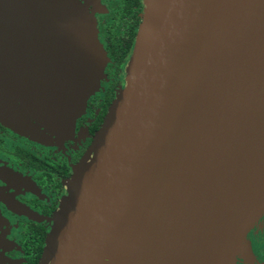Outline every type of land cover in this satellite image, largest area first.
Masks as SVG:
<instances>
[{"label": "water", "instance_id": "95a60500", "mask_svg": "<svg viewBox=\"0 0 264 264\" xmlns=\"http://www.w3.org/2000/svg\"><path fill=\"white\" fill-rule=\"evenodd\" d=\"M106 60L77 0H0L26 136L72 134ZM128 67L43 264H221L264 215V0H148Z\"/></svg>", "mask_w": 264, "mask_h": 264}, {"label": "flooded vegetation", "instance_id": "af4514ba", "mask_svg": "<svg viewBox=\"0 0 264 264\" xmlns=\"http://www.w3.org/2000/svg\"><path fill=\"white\" fill-rule=\"evenodd\" d=\"M95 21L108 62L72 134L38 141L0 124V264H43L53 222L67 208L93 142L104 130L120 83L125 87L143 16L141 0H77ZM122 87V89H123ZM90 153V155H89ZM240 258V257H239Z\"/></svg>", "mask_w": 264, "mask_h": 264}, {"label": "rangeland", "instance_id": "374dc122", "mask_svg": "<svg viewBox=\"0 0 264 264\" xmlns=\"http://www.w3.org/2000/svg\"><path fill=\"white\" fill-rule=\"evenodd\" d=\"M141 1L143 3V13L142 14H144V9L146 7L148 0H141ZM107 62H108V59L105 61L103 70L105 69ZM128 66H129V64H128ZM128 68H127V74H128ZM102 75H103V71H102ZM99 83H100V81H99ZM99 87H100V85L98 86L97 90H99ZM122 87H123L122 83H120L119 88L116 92V98H115L116 101L118 100V98H119V96L123 90ZM97 90L95 92H97ZM95 92H94V94H95ZM0 119L6 123V124H3L2 122H0V124L8 127L11 131H13V132H15L21 136H26L25 126L22 124L19 125L15 121L16 119H14L13 117H11V116H0ZM41 130H43V129L41 128ZM73 130H74V127H73ZM37 139H38V141H43L45 138H43L41 136V137H37ZM98 140H99V138H98ZM98 140L93 142L92 149H91V158H89L87 164L83 165V171H82L80 177L83 176L87 167H89V163L91 162V160L94 156V153L96 151ZM59 141H61V140H59ZM89 155H90V153H89ZM67 199L70 201L71 197H70V199H69V197ZM68 206H69V204H68ZM68 206L66 209H65L64 205L60 207V210L63 213L62 217H61L60 221H59V218H58V220L56 219L53 222V225L51 226V228L49 230L47 245H46L47 253L50 252L51 248L53 247V244H54V241L56 240V236H57V233L59 231V228H60L62 221L66 215ZM251 221L253 222V224ZM249 224L251 225L250 228H247L248 231L242 236V239H241V242L243 243V245L241 247H240L241 244L238 245L237 247H234L233 245H231L229 250L227 251L226 255L223 257V261L221 264H262L264 262V215L256 217L255 221H254V219H251ZM238 241H239V238L236 239V243Z\"/></svg>", "mask_w": 264, "mask_h": 264}, {"label": "bare ground", "instance_id": "6f19581e", "mask_svg": "<svg viewBox=\"0 0 264 264\" xmlns=\"http://www.w3.org/2000/svg\"><path fill=\"white\" fill-rule=\"evenodd\" d=\"M263 193H264V190H263ZM259 224V223H258Z\"/></svg>", "mask_w": 264, "mask_h": 264}, {"label": "trees", "instance_id": "16d2710c", "mask_svg": "<svg viewBox=\"0 0 264 264\" xmlns=\"http://www.w3.org/2000/svg\"><path fill=\"white\" fill-rule=\"evenodd\" d=\"M115 102V101H114Z\"/></svg>", "mask_w": 264, "mask_h": 264}]
</instances>
